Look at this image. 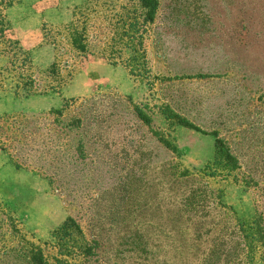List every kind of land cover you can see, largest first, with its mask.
I'll return each instance as SVG.
<instances>
[{"label":"rangeland","instance_id":"374dc122","mask_svg":"<svg viewBox=\"0 0 264 264\" xmlns=\"http://www.w3.org/2000/svg\"><path fill=\"white\" fill-rule=\"evenodd\" d=\"M128 2L0 0V264H58L67 217L72 264H264V0H158L146 78L108 56ZM74 16L86 55L56 34ZM19 48L41 93L14 94Z\"/></svg>","mask_w":264,"mask_h":264},{"label":"trees","instance_id":"16d2710c","mask_svg":"<svg viewBox=\"0 0 264 264\" xmlns=\"http://www.w3.org/2000/svg\"><path fill=\"white\" fill-rule=\"evenodd\" d=\"M157 9L158 0H129L128 4L122 6V9H120L118 13L113 14L108 20L112 32L110 38L112 47L108 52V56L111 60H122L126 64L130 73L134 76H143L146 72V69L144 68L145 56L143 49L144 34L146 33V25L154 21ZM82 18L83 19L80 21L74 16V19L61 26L65 34L62 33L61 35L60 32H56V34L66 39L70 52L73 51L81 55H86L89 53V31L87 29L88 19L86 16H83ZM3 30L4 28L1 23L0 34ZM57 40L58 39L55 36L48 41V43H52L58 48ZM20 50L21 54H19V57L14 53L16 60V62H14V69H16V74L14 75V94L27 97L34 93H41L43 88L39 89L36 85L30 54L19 48V51ZM57 54L58 53H56L55 56L56 60L52 62L49 67L50 73L54 75L59 73V66L61 64V62L57 61ZM20 55L22 56L21 58ZM17 62L18 64L15 65ZM55 81V85L49 84L46 88L52 91L56 88H60L62 79L59 77L55 79ZM63 109L64 107L52 109L50 113L55 114L57 119L58 116L61 115ZM136 112L141 120L148 122L146 116L139 109H137ZM13 140L17 142V138H14ZM217 144V147L222 148L221 145H219V141H217ZM17 145L18 144L13 145L12 148H16ZM0 148L4 149V147L1 146ZM170 148L175 150L174 147ZM225 158L227 159L228 166H235V161H232V157L229 153L225 152L223 154L222 159ZM14 165L16 168L22 166L20 163H14ZM71 232L75 233L73 237L71 236ZM52 236L55 240V247H57V253L59 255V258H55L58 264H72L67 260L70 256L81 255L82 257H86L93 254L90 245L83 240L80 228L71 217H67L63 224L52 233ZM30 254V259L33 263L48 264L40 249L33 248Z\"/></svg>","mask_w":264,"mask_h":264}]
</instances>
